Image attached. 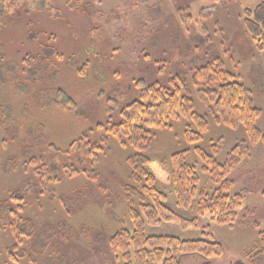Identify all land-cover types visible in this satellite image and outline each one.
I'll return each mask as SVG.
<instances>
[{
  "label": "rangeland",
  "instance_id": "rangeland-1",
  "mask_svg": "<svg viewBox=\"0 0 264 264\" xmlns=\"http://www.w3.org/2000/svg\"><path fill=\"white\" fill-rule=\"evenodd\" d=\"M263 2L25 0L32 15H0V264H122L121 253L110 258L109 239L122 229L134 231L127 194L139 185L132 162L143 168L149 159L170 167L171 156L188 151L200 191L212 195L219 189L186 140L187 121L157 132L143 152L98 129L114 124L140 99L141 89L155 83L185 82L210 123L198 146L219 162L237 145L246 151L227 176V195L243 198L238 221L211 225L214 240L230 248L243 252L257 245L264 230V143L251 144L243 128L218 125L194 73L220 61L262 110L258 127L264 136V52L256 50L244 26L245 10ZM77 142L86 150H76ZM92 146L100 147L93 165ZM58 159L64 163L55 165ZM159 187L174 212L197 217L196 206H177L172 186ZM209 221L206 216L197 228L175 223L147 232L199 239Z\"/></svg>",
  "mask_w": 264,
  "mask_h": 264
},
{
  "label": "trees",
  "instance_id": "trees-1",
  "mask_svg": "<svg viewBox=\"0 0 264 264\" xmlns=\"http://www.w3.org/2000/svg\"><path fill=\"white\" fill-rule=\"evenodd\" d=\"M21 13L32 15L25 0H0V15L14 18ZM244 16L245 29L256 50L264 52V2L254 10H245ZM43 49L51 53L48 48ZM194 85L201 92L205 105L208 104L207 108L218 125L233 130L243 128L251 144L264 143V136L258 127L262 110L255 104L249 89L225 71L220 61L215 60L199 68L194 73ZM181 121L190 124L186 129V140L196 147L194 151L204 163L203 171L219 189L212 195L200 191L201 179L191 163L188 151L171 156L170 167L149 159L144 160L143 168L132 162L133 179L139 185L128 189L127 194L134 231L122 229L109 239L111 259L113 255L121 253L122 264H180L181 255H200L207 259L224 255L223 245L213 238L211 224L233 226L238 221L239 212L243 209V198L240 195H227L231 187L227 176L246 151L237 145L226 162L221 163L213 154L198 146L210 132V123L207 116L197 110L195 99L187 90L185 82H181L180 86L175 83H155L142 88L140 99L125 107L114 124L109 121L98 129L119 144L143 152L153 143L157 132L173 130L175 124ZM99 146H92L88 150L92 165L96 163ZM74 147L76 150H86L85 145L78 142ZM212 151L215 155L218 153L215 148ZM63 163V160L58 159L55 165ZM159 184L174 188L179 208L188 211L196 206L197 217L185 219L174 212L167 205L168 197ZM206 216L210 218V223L204 228L203 238L182 240L147 232L148 227L175 223L184 229L197 228L199 219ZM16 222L13 219L11 226L18 240L20 232ZM255 227L260 228L257 224ZM244 258L248 264H264V230L259 233L257 245L244 251Z\"/></svg>",
  "mask_w": 264,
  "mask_h": 264
},
{
  "label": "crops",
  "instance_id": "crops-1",
  "mask_svg": "<svg viewBox=\"0 0 264 264\" xmlns=\"http://www.w3.org/2000/svg\"><path fill=\"white\" fill-rule=\"evenodd\" d=\"M215 241L221 243L224 247L225 253L222 257L215 259H207L200 255H181L179 257V263L180 264H248L244 258V251L243 252L238 251V248L236 250L230 248L221 240H215Z\"/></svg>",
  "mask_w": 264,
  "mask_h": 264
}]
</instances>
